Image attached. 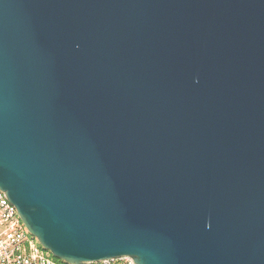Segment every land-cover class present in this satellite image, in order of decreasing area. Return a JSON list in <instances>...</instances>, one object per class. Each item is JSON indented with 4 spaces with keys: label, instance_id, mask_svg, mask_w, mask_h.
Returning a JSON list of instances; mask_svg holds the SVG:
<instances>
[{
    "label": "water",
    "instance_id": "obj_1",
    "mask_svg": "<svg viewBox=\"0 0 264 264\" xmlns=\"http://www.w3.org/2000/svg\"><path fill=\"white\" fill-rule=\"evenodd\" d=\"M0 192L62 264H264V0H0Z\"/></svg>",
    "mask_w": 264,
    "mask_h": 264
},
{
    "label": "built area",
    "instance_id": "obj_2",
    "mask_svg": "<svg viewBox=\"0 0 264 264\" xmlns=\"http://www.w3.org/2000/svg\"><path fill=\"white\" fill-rule=\"evenodd\" d=\"M0 264H62L44 252L27 232L7 197L0 192ZM86 264H134L128 257Z\"/></svg>",
    "mask_w": 264,
    "mask_h": 264
}]
</instances>
